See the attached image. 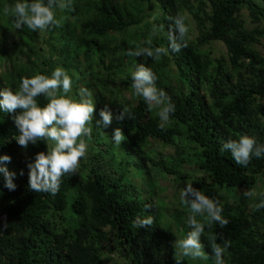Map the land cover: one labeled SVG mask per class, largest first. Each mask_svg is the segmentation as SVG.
Wrapping results in <instances>:
<instances>
[{"label":"trees","instance_id":"1","mask_svg":"<svg viewBox=\"0 0 264 264\" xmlns=\"http://www.w3.org/2000/svg\"><path fill=\"white\" fill-rule=\"evenodd\" d=\"M13 1L0 0V18L5 16V5L11 6ZM79 3L73 0L74 10L63 15L56 9L55 18L64 22L65 15L78 14ZM243 8L258 24L251 31L238 19ZM177 14L186 17V47L156 60L127 55L137 44L144 46L153 23L165 27L152 37L153 46L167 47V30L172 25L169 18ZM87 17L90 19L81 24L82 36L77 41L86 46V58L76 57L77 52L71 49L72 28L70 32L65 28V38L54 40L65 44L70 70L89 76L88 83L95 90L93 116L100 118L99 111L106 104L114 116L123 108L130 110L133 118L116 120L126 139L116 146L112 135L106 143L96 131L98 135L88 138L94 157L88 163L90 168L83 165L82 178L63 176L55 195L33 192L28 187L27 164L34 162L37 153H47V141L24 147L26 160L15 140L19 132L13 118L21 110H0V156L11 157L10 163L0 162V167L18 174L13 181L15 190L9 191L0 173V225L7 223V229L0 230V264H105L103 256L111 253L124 256L122 264H176L177 260L197 264L189 257L181 258L174 245L178 235L183 239L189 231L188 206L181 200L170 206L157 198L164 190L160 181L170 178L184 188L192 183L220 201L222 216L229 221L226 227L216 222L209 227L205 216L196 217L205 223L200 242L209 257H214L209 240L218 234L221 239L217 243L228 240L231 245L223 256L224 264H264V208L256 209L264 199V191L259 190L264 155L253 157L243 167L235 163L230 152L221 150L224 141L239 139L240 134L264 144V57L253 49L264 39V7L254 0H91ZM192 31L196 33L194 40L189 38ZM33 32L23 28L21 36ZM28 42L20 41L19 53L25 51L28 65L34 68ZM215 43L223 45L225 56H212L211 45ZM141 63L152 69L156 86L175 104V112L163 129L157 111L149 109L143 97L130 105L117 94L120 86L132 85L131 75L119 68L133 69ZM25 68L12 67L0 76V82L17 91L22 77L34 76V71ZM37 74L45 75L43 70ZM118 76H122L119 86ZM107 90L109 101L104 97ZM203 90H208L209 96L203 95ZM37 102L43 107L48 99L42 95ZM154 142L170 147L173 155L152 153ZM101 146L108 152L100 151ZM130 173L137 174L142 184L135 185ZM248 190L256 195L245 196ZM232 191L234 195L225 200V193ZM143 215L153 216L154 223L135 227L133 221Z\"/></svg>","mask_w":264,"mask_h":264},{"label":"clouds","instance_id":"2","mask_svg":"<svg viewBox=\"0 0 264 264\" xmlns=\"http://www.w3.org/2000/svg\"><path fill=\"white\" fill-rule=\"evenodd\" d=\"M73 11V0H18L14 5H5L4 15L13 17L16 29L27 26L32 31L47 30L50 27H59L60 22L55 18V10ZM155 20V17L152 18ZM172 25L167 30V47L153 46L152 37L165 31L163 24H152L149 38L144 41V46L137 44L134 49L127 52L132 57H147L156 60L169 51L179 52L186 47L185 37L189 31L186 25V17L177 14L170 17ZM132 88L135 95L143 97L149 109L159 108L161 129L169 123L170 114L175 112V104L168 94L156 86L157 77L150 67L143 63L135 64L131 71ZM72 78L66 70L56 67L51 76L36 74L31 78L22 77L17 91L10 88L0 90V110L12 113L20 109V113L14 116V123L19 135L15 137L17 144L27 147L29 143L35 144L40 140H51L54 145L47 153L39 152L33 163L27 164L28 187L33 192H45L55 195L65 175H73L79 168L80 160L87 154V144L82 137L91 138L93 130V113L95 112L92 93L87 89H81L79 99L67 96L72 91ZM62 92L63 95L59 93ZM45 96L48 102L45 106L38 105L37 97ZM100 120L96 122V128H107L111 125L114 115L106 104L99 111ZM132 113L128 108L120 110L115 116L117 121L131 119ZM126 137L120 128H116L112 134V140L120 145ZM222 151H228L236 164L247 167L252 158L259 159L264 155V144L258 143L255 137L240 134L239 139H229L222 143ZM0 162L10 163L11 157L0 156ZM0 173L4 177V186L9 191H14L15 173L9 172L6 167H0ZM23 173L21 172V175ZM247 197H252L254 191L244 192ZM180 200L189 208L187 224L189 231L186 237L176 241L181 258L189 257L208 258L204 245L200 242L205 232V223L197 220V215L205 216L210 227L216 222L221 227H226L228 220L222 216V206L218 199L209 197L204 192L194 188L192 183L186 184L180 192ZM264 208V199L256 204V209ZM154 217L137 216L133 221L135 227H150L154 223ZM7 223L0 225V230H6ZM221 237L213 235L209 240V246L215 258V264H224L223 256L231 246L230 241L223 240L217 243ZM180 264V260L176 261Z\"/></svg>","mask_w":264,"mask_h":264},{"label":"rangeland","instance_id":"3","mask_svg":"<svg viewBox=\"0 0 264 264\" xmlns=\"http://www.w3.org/2000/svg\"><path fill=\"white\" fill-rule=\"evenodd\" d=\"M16 2H18V0L13 1L12 5H14ZM90 2L91 0H80V3L78 4V7L80 8L79 13L73 14V16L69 14L65 15L64 17L66 20L64 22H60L59 20L60 22L59 27H50L47 30H36L33 32V34H29L28 36H26L25 34L24 37L21 36L22 35L21 32L23 28L27 29V26H24L22 29H16L13 23V17L11 16L1 17L0 18V76L5 75V73L9 70L11 71L12 67L17 66V69H23V70H25L26 69L25 67H27L29 71L35 72L34 75H36L38 71L43 70L45 75L50 77L51 73L55 70L56 67H61L66 70L67 74L72 78V81H73L72 91L69 92L67 96L75 98V99H79L81 89H87L88 91L92 93V98L94 100V105H95V96H94L95 90L92 89L88 83L89 76L87 74H83L81 76L70 70V67L72 69V65L66 60L65 49H64L65 44L58 43L57 41L54 40L58 37L65 38L63 37L65 28L69 32L72 28L73 37H72V40L70 41V43H72L71 49L75 53L77 52L76 57H79L80 59L82 57L86 58V55H85L86 50H87L86 46L81 47V44L78 43L77 41L82 36L81 35V24L90 19L89 17L91 14L89 15V17H87V9L89 10ZM254 2L258 4L259 6L264 7V0H254ZM81 10L84 13H81ZM60 12L63 15L64 11H60ZM66 12L69 13L68 11ZM238 19L241 20L245 29L249 31L255 29L256 26L258 25L257 23H253L251 21V19L249 18L247 14V11L244 8L240 10L238 14ZM193 31L189 35L190 40H194L196 37V33ZM22 39L30 41L28 43L30 44V48L32 49L34 54L33 56L30 57L29 60L32 62L34 68L28 65L27 63L28 60L26 58L25 51L22 52V54L19 53L18 45ZM211 47L212 49L210 50V52L212 53L213 57L225 56V53H226L225 48L223 47L221 43H215L211 45ZM253 49L256 52H258L261 56L264 57V39H260V42L258 44H254ZM79 58L76 59V63H78V61L80 60ZM92 58H95V57H92ZM44 61L47 62L46 66L43 65ZM119 71L128 76V75H131L132 69L129 67L126 68L125 66H121L119 68ZM106 80L108 81L107 78ZM121 81H122V76H118L116 80V85L119 86ZM194 83L196 84V81H194ZM107 86L109 85H107L106 83V87ZM4 88H8V87H5L4 84L0 82V90H3ZM120 89H121V92L119 91V93L117 94L121 95L120 96L121 98L126 99L128 104L135 105L137 102L138 96L134 95L135 93L132 91L131 86H128V85L120 86ZM113 91L115 92V90ZM207 92L208 90L202 91L203 95L209 96V93ZM129 93H132V94L134 93V94L130 96ZM59 94L63 95L62 92H60ZM109 96H110L109 91L108 90L105 91L104 97L108 101H109ZM0 99H2V97H0ZM153 109L156 110L157 113L159 112L158 107H153ZM94 117L96 118L97 115L93 116L92 125L95 129L92 130V133H91L92 138L94 134L98 135L96 131H100L102 133L101 135L103 136L102 137L103 141L108 143L109 142L108 139L110 138L108 136L113 134L114 129L120 128L118 126V122H116L115 116L109 127L100 128V130L96 128V122L99 121L101 118L97 117V119L94 120ZM82 138L85 139V142L87 144V154L84 158L80 160L79 168L74 174L79 179L84 176L83 165L88 166V163L92 161L94 157L93 153L88 148L89 147L88 137H82ZM46 141H47L48 149H50L54 145V142L51 140H47V139ZM92 143L93 142H90V144ZM151 147H152L151 148L152 153L156 155H162V156L173 155V151L170 147L162 146L158 142L152 143ZM99 148H100V151L102 152H105V153L108 152L106 148L103 146ZM20 153L24 158H26V160L28 159L27 151L25 150L24 147L21 148ZM116 153L119 154L118 152ZM105 160L106 162H108V159L105 158ZM88 167L90 168V166ZM101 168L104 169V166L101 165ZM15 174H16L15 177H17L18 174L17 173ZM130 177L132 178L133 183L135 185L142 184V182L138 179L139 176L137 174L130 173ZM160 186L164 190L162 192H159L157 198L164 200L165 203L170 204V206H175V202L180 200V192L184 188V186L181 187L180 184L178 185L173 184L171 178L167 179L165 182L160 181ZM259 186H260L259 190L264 191V179H262V183ZM233 195H234V191H232L231 193H225V200L228 201L229 198H231ZM74 197H75L74 194L70 193L69 199L73 200ZM177 237H178L177 241H179L181 239V236L178 235ZM174 245L176 247V243H174ZM192 260L193 259H191V261ZM197 260L200 264H215V258L209 257V255L207 259L197 258L193 261H196V263L198 264ZM103 261L105 264H122V263H125L124 262L125 258L119 253H111L108 255L105 254L103 256Z\"/></svg>","mask_w":264,"mask_h":264}]
</instances>
